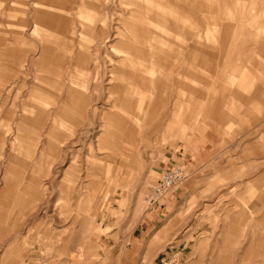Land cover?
I'll use <instances>...</instances> for the list:
<instances>
[{
	"label": "rangeland",
	"instance_id": "374dc122",
	"mask_svg": "<svg viewBox=\"0 0 264 264\" xmlns=\"http://www.w3.org/2000/svg\"><path fill=\"white\" fill-rule=\"evenodd\" d=\"M58 2L0 0V108L9 111L0 114V264H264V50L249 35L264 40V0H196L193 18L176 16L185 34L198 36L199 51L191 62L178 52L184 37L167 33L175 55L158 72L160 91L146 89L145 105L130 89L134 81L118 79L158 66L164 47L156 25L132 32L134 24L125 25L136 9L131 0H70L65 9ZM35 9L70 23L71 63L49 50L54 59L37 64L44 48L34 36ZM79 10L94 22L79 20ZM84 28L98 35L87 64L88 104L76 114L84 122L58 115L69 89L57 98L50 91L25 121L56 119L73 132L41 135L25 125L16 138L24 107L38 100L40 75L43 83L69 82L64 71L77 59ZM53 29L59 37L60 27ZM159 94L166 98L160 109ZM113 142L134 150L137 162L129 165ZM173 162L188 178L153 208L147 197L158 171Z\"/></svg>",
	"mask_w": 264,
	"mask_h": 264
},
{
	"label": "crops",
	"instance_id": "0c3cea01",
	"mask_svg": "<svg viewBox=\"0 0 264 264\" xmlns=\"http://www.w3.org/2000/svg\"><path fill=\"white\" fill-rule=\"evenodd\" d=\"M149 2V3H154V1L156 2V0H145V2ZM162 1V8L164 10H166L167 8L169 9L170 13L168 11H165V29H162V32H161V39H162V43H163V49H162V52L160 54V62L158 64V66H156L154 69H151V67H148V66H145L142 70L139 69L141 72L140 73H136V76L135 78V82H134V85L132 88H130L131 90H133L134 92H136V90H139V92H141L143 94V97H144V101L142 102L143 105H145L146 103V100H147V95L145 94V91L147 88H152V89H159L160 91V84H161V78L158 77V72L164 68L165 66H169L171 65L172 61H173V58H174V53H173V49H174V46L176 45H173L172 41L169 40V38L167 37V33H174L176 34V36H180V37H184V45H180L178 47V52L179 53H182V54H187L188 57H189V60L191 62H194L195 61V57L199 51V45H198V36L190 31V32H186L185 34V31L183 30V27L180 25V23H178L177 21V18L176 16L179 18V16H181V13L182 12H186L188 14V16H190L191 18H193L196 14V0H160ZM144 2V0H143ZM175 11V12H173ZM173 12V13H171ZM174 26V27H173ZM264 27V26H263ZM257 28V27H256ZM237 30V32L241 31L240 30V25L235 27L234 30ZM257 29H260V27H258ZM264 30V29H263ZM175 31V32H174ZM242 32V31H241ZM186 35V36H185ZM249 35L252 36V41L254 42V44L256 45L257 48H260L262 50H264V40L262 39V37L260 36L259 33L257 34H252L251 32H249ZM227 41L225 40L223 42V44L225 45ZM65 68V67H64ZM71 69V66L69 67V70L70 71ZM67 70H65L64 72H66ZM150 74V75H149ZM152 75H155V78H152ZM140 82V83H139ZM48 84H51L52 86V89L54 91H56V95H55V98H57L60 93H59V90L60 89H69L71 90V85H69V82H64L63 83V86H61V84H59L58 82H53V83H50V82H46ZM22 84H21V88H22ZM35 90L32 91V94L36 95L38 100L36 101V103H34L33 105L31 106H28L26 109L24 107L23 109V113H22V116L19 118V121H18V126H17V130H16V138H20V137H23L26 135V133L24 132V126H29L28 128L33 131H38L41 135H42V132L44 130H48L49 133L48 135L50 136H54L56 135V131L61 129V130H66V132H70L72 133L73 131V126L70 127L67 126L66 124H64L63 122L59 121V120H56L54 119V121L50 124L46 123L45 124V120H42L41 123H38V125H36L35 123V118H34V115H32L31 119H29L28 121H25V116H24V113L25 111L28 112L30 109L34 110V106H37L38 108V105H43V97H45L46 95H50V91L48 93H42L39 94L40 92H38V90H36V87L34 86L33 87ZM113 89H115V86L113 87ZM38 93V94H37ZM58 93V94H57ZM86 97V96H85ZM159 109L161 108V106H165V103H166V98H163V96H161L159 94ZM81 98V97H80ZM86 101H87V104H88V100L86 98ZM86 103V102H85ZM141 103V102H140ZM139 103V105H141ZM87 104L85 105V107L82 108V106L80 107L79 105L75 106V105H70V106H67V112L65 114H58V115H67V116H73V123H76L77 121L78 122H84V118L83 117H78L76 116V114L78 113H83L84 110H86V106ZM136 103H134L135 105ZM178 104L177 102L175 103L174 107H173V116L176 117L178 115ZM38 110V109H37ZM45 110V109H44ZM60 110H58L59 112ZM57 112V113H58ZM1 113H4V114H8L9 115V111H5L4 110V106H2L0 108V114ZM165 113H168L167 109L163 107V110H162V117H164ZM38 114V112H37ZM39 115V114H38ZM38 115H35L38 116ZM160 121V120H159ZM59 123H61V126L62 127H59ZM162 125V122H159L156 126L159 128L160 126ZM28 129V130H29ZM75 134V133H74ZM103 145V144H102ZM115 145V146H114ZM113 151L116 153H120V154H126L125 155V158L128 159L129 161V165H132L134 164L135 162H137L138 160V154L135 153L134 150H127V151H124L122 150L123 152L119 151V147L117 146V144H115L113 142V147H112ZM121 150V149H120ZM137 157V158H136ZM122 158V157H121ZM176 166H183L185 169L186 167L184 166V164H181V163H178V162H173L171 163L170 166L164 168V169H159L158 173L161 175L159 180L161 179L162 175L169 169L171 168H174ZM188 174V172H187ZM259 180L261 179L262 181H264V171L262 172L261 174V177L258 178ZM158 180V181H159ZM168 196V195H167ZM166 197H164L162 200L159 201L158 204H156L155 206H153V208H158L160 209L162 206H164L163 202L166 201ZM262 208L264 209V201L262 202Z\"/></svg>",
	"mask_w": 264,
	"mask_h": 264
},
{
	"label": "bare ground",
	"instance_id": "6f19581e",
	"mask_svg": "<svg viewBox=\"0 0 264 264\" xmlns=\"http://www.w3.org/2000/svg\"><path fill=\"white\" fill-rule=\"evenodd\" d=\"M58 1H60V2H58L60 4H58L59 7L58 6L57 7L58 8H64L66 6V4L69 3L70 0H68V2H67V0H58ZM157 1L156 2L154 1V3H149L148 1L145 2V0H144V2H143V0H131V3L129 5L131 7H135L136 9L129 12L128 18L125 19L126 20L125 22H127V23H125V25H127V24L130 25L129 23L134 24L135 27H134L132 32L135 31L138 33H141V31L143 32L144 30H147V29L150 32H153L152 26L156 25V29H154V32L156 35H158L160 37L159 40L162 41L161 32H162L163 28L161 25L164 21L165 11H163L161 9V7L159 8V6H157ZM50 2H52V1H50ZM43 3H45V2H43ZM50 4H52V3H50ZM158 4H162V1L159 0ZM66 9L68 10V8H66ZM83 12H84V10H79V12L77 13L79 20H82V22H86V23L94 22L92 15L89 19L86 17L83 18V15H84ZM88 12H89V10H88ZM34 14H36L35 29H34L35 35L34 36L38 39V41L42 40V41H40V44L42 43L41 47L44 48V50H43L44 55H43V57L38 59L37 64L43 63V65H44V59H45L44 57H48L49 55H51V57L53 58V56H54L53 54H48L51 52L49 50L58 51V56H61L63 58V60H65V61H68V62L72 61V59H73L72 53H73V48L75 46L74 45V39L72 38V40H71V37L69 39H67V37H66L67 35H69L66 32V29H68L67 24H69V26H71L70 23H68L67 20H65L64 18L58 17L55 14L48 13V14H41L40 15V12L38 9H35ZM66 15H68V14H66ZM87 16H90V15H87ZM94 18H96V17H94ZM45 21H47V22L45 23ZM43 23H45L46 25L48 23L49 27L46 29V27ZM53 25L59 26L61 33H63L64 31L66 33H63V34L60 33L59 37H58L57 34L55 33L54 29H53ZM62 30H64V31H62ZM51 31H53V32H51ZM120 34L121 33L119 32L118 35H120ZM60 35L63 37V39L61 38ZM122 37L124 39H128V37L124 33L122 34ZM97 39H98V35L93 30L90 31L87 28H84L83 30H81V41L78 42V44H77V49H78L77 59L75 58L76 61L70 69L69 85H71L72 90L69 91V97L67 99V103L69 104L68 106L73 104L75 106H77V105H79L80 107L82 106V108H83L87 104L85 92H84V90H87V88L89 86V82H90L89 81V79H90L89 78V66L87 64H88L89 57L91 54V52H90V49L92 47L91 44H93V42ZM129 39H132V38L129 37ZM68 46H69V48L67 49ZM150 48H151V46H150ZM160 52H161V50H160ZM98 55H100V54H98ZM150 55H151V51H150ZM145 56H146V54H145ZM158 58H160V55L158 56ZM150 59H151V57H150ZM126 62H128V60L123 61V64H126ZM129 68H130V71L133 73H135V71L137 70L136 66H134V68L129 66ZM138 71H140V70H138ZM38 72H39V68H38ZM140 74H141V72H140ZM125 79L126 78L118 79V81L119 82L123 81L126 83H133V81L135 82V79L131 78L130 75L128 76V78L126 80ZM39 80L36 81V83H35L36 90H38V92H40L39 94H41V92L46 93L49 91H54L51 87L52 86L51 84H47L46 82L43 83L44 79H43L42 75H40ZM77 88L81 89V91H77ZM82 92H84V93H82ZM87 92H88V90H87ZM65 99H66V97H65ZM34 103H36V102L29 100L26 104L25 109L28 106L33 105ZM67 109H69V108L65 107L64 109H61L59 111V114L60 113L65 114L67 112ZM59 127H62L61 123H59ZM19 141H20V139H19ZM106 142H108V141H106ZM104 144L105 143L103 142V145ZM105 145H108V143H106ZM111 146L113 147V145H111Z\"/></svg>",
	"mask_w": 264,
	"mask_h": 264
},
{
	"label": "built area",
	"instance_id": "2783aa9c",
	"mask_svg": "<svg viewBox=\"0 0 264 264\" xmlns=\"http://www.w3.org/2000/svg\"><path fill=\"white\" fill-rule=\"evenodd\" d=\"M188 178L187 170L183 166H176L167 170L152 188L147 197V203L153 207L166 197L175 187L184 183Z\"/></svg>",
	"mask_w": 264,
	"mask_h": 264
}]
</instances>
